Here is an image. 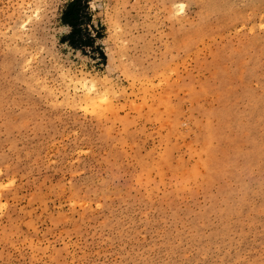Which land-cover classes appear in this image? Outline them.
Returning <instances> with one entry per match:
<instances>
[{
	"label": "rangeland",
	"instance_id": "obj_1",
	"mask_svg": "<svg viewBox=\"0 0 264 264\" xmlns=\"http://www.w3.org/2000/svg\"><path fill=\"white\" fill-rule=\"evenodd\" d=\"M70 1L0 0V264H264V0Z\"/></svg>",
	"mask_w": 264,
	"mask_h": 264
},
{
	"label": "trees",
	"instance_id": "obj_2",
	"mask_svg": "<svg viewBox=\"0 0 264 264\" xmlns=\"http://www.w3.org/2000/svg\"><path fill=\"white\" fill-rule=\"evenodd\" d=\"M84 8L82 0H71L63 10L61 20L63 24L71 27V31L67 37L68 42L71 44H74V39L78 34Z\"/></svg>",
	"mask_w": 264,
	"mask_h": 264
},
{
	"label": "crops",
	"instance_id": "obj_3",
	"mask_svg": "<svg viewBox=\"0 0 264 264\" xmlns=\"http://www.w3.org/2000/svg\"><path fill=\"white\" fill-rule=\"evenodd\" d=\"M67 26L71 29V27L69 25H67Z\"/></svg>",
	"mask_w": 264,
	"mask_h": 264
},
{
	"label": "bare ground",
	"instance_id": "obj_4",
	"mask_svg": "<svg viewBox=\"0 0 264 264\" xmlns=\"http://www.w3.org/2000/svg\"><path fill=\"white\" fill-rule=\"evenodd\" d=\"M87 84V83H86ZM89 84V83H88ZM92 86V85H91ZM241 151V150H240Z\"/></svg>",
	"mask_w": 264,
	"mask_h": 264
}]
</instances>
